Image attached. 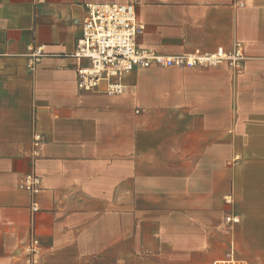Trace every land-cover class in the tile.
<instances>
[{
    "label": "crops",
    "instance_id": "obj_1",
    "mask_svg": "<svg viewBox=\"0 0 264 264\" xmlns=\"http://www.w3.org/2000/svg\"><path fill=\"white\" fill-rule=\"evenodd\" d=\"M126 1L0 0V264H27L33 238L36 264H193L224 224L264 251V0H134L139 46L240 42L241 66L134 67V91L79 89L84 5ZM30 172L35 195L18 187Z\"/></svg>",
    "mask_w": 264,
    "mask_h": 264
},
{
    "label": "built area",
    "instance_id": "obj_2",
    "mask_svg": "<svg viewBox=\"0 0 264 264\" xmlns=\"http://www.w3.org/2000/svg\"><path fill=\"white\" fill-rule=\"evenodd\" d=\"M84 8L81 35L73 52L76 59L87 61L86 66L76 69L77 87L81 90L97 91L103 85V92L110 95L134 91V86L121 81L122 76L134 67H194L225 62L233 69H237L245 59L243 45L240 42L234 43L230 50L220 46L212 52L195 50L174 56L163 55L151 48L139 46L136 39L144 25L137 18L134 0H127L124 3H87ZM44 55L41 46L29 47L26 52V66L32 69ZM32 141L35 148L33 155L36 157L39 154L37 149L39 135L34 133ZM18 187L35 195L41 188L40 177L35 172L27 173L19 179ZM224 201L231 203L232 199L225 196ZM30 208L32 212L38 210L35 201L30 203ZM238 221L237 215L225 217L228 224ZM39 251V245L33 238L25 252L26 263H38Z\"/></svg>",
    "mask_w": 264,
    "mask_h": 264
},
{
    "label": "rangeland",
    "instance_id": "obj_3",
    "mask_svg": "<svg viewBox=\"0 0 264 264\" xmlns=\"http://www.w3.org/2000/svg\"><path fill=\"white\" fill-rule=\"evenodd\" d=\"M237 232L236 227L224 224L219 243L205 256L195 257L193 264H264V251L246 250ZM258 239L263 241L264 237Z\"/></svg>",
    "mask_w": 264,
    "mask_h": 264
}]
</instances>
